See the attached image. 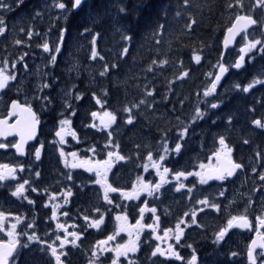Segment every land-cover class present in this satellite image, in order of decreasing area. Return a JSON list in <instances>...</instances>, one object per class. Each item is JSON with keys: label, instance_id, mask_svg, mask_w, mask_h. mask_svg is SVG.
Instances as JSON below:
<instances>
[{"label": "flooded vegetation", "instance_id": "1", "mask_svg": "<svg viewBox=\"0 0 264 264\" xmlns=\"http://www.w3.org/2000/svg\"><path fill=\"white\" fill-rule=\"evenodd\" d=\"M73 1L74 0H22V2H18V0H9L11 7H14L16 11L15 20L17 27H21L31 20H33V22L38 21L39 18L36 17V15L37 13L41 15V13L44 12V3L48 10L53 11L55 14L60 12V9L55 7V4L58 2L65 3L66 10L64 18H69L68 26L72 32V35L65 40L69 51L54 52V54L43 53L38 51V48H36L34 44L24 43L23 39H21L23 43L17 45L13 42L12 36L14 33H9L12 27L9 22L6 24L7 31L5 35L0 36V42L6 40L4 45L6 46L5 51L0 54V64L7 60L10 73L13 72V68L11 67L12 62H16L17 67L23 66V69L17 72L16 79L10 81L9 86L0 92V120L8 118L7 124H11L17 119H22L24 122L29 123L31 127L36 126L35 137L32 141L27 142L23 155H17L15 148L11 146L17 143V136H9L5 139H0V142L8 145L6 149H0V164H8L10 167L15 168L17 176L16 180L6 179L0 182V185H2L1 189L4 190L1 191L0 189V194L4 193L6 196L8 194L11 195L9 191L10 185L14 188L25 179L30 181L29 185H25L26 191L24 192V196L27 197V199L23 197L19 199L14 197V199L16 198L15 202H11L12 213L15 216L21 217V221L17 224L15 229L16 235L9 237L29 245L28 248H20L19 245L17 246L19 256L16 262L23 258L24 262L28 261L25 264H34L31 263L33 261L34 251L39 247L37 243L29 242L28 235L24 233H28L29 235L35 233L41 241H46L47 243H53L54 241L55 246L59 249L60 241L56 240L55 237L56 235H59L61 238L64 237V230L56 229V223H60L64 225V228H66L68 232L83 233L81 239L77 241V244L80 246L73 247L71 244H68L66 250L70 252V255L61 257V259L69 261L70 264H73L75 261H78L79 264H90L89 260L92 249L91 234L94 227H88L87 225L92 222L94 214L102 213L104 216L109 217L114 209H121V229L124 230L123 226H127L126 229L131 231H123L120 245H124L126 248L132 247L133 245L137 246V251L135 253L130 251L127 252L128 258L130 259L132 257L135 264H153V261H156L157 264H193V255L196 256L194 264H215L216 262L213 263L211 260L212 257L215 256L213 254L214 245L209 242L206 248L204 241L199 237H195V235H198L199 218L202 214L201 208L198 207L199 200L196 193L200 187L206 184H211V186L220 184L228 189V200H224L218 205L228 213L229 219L232 216L242 215V213H240L242 204L251 211L255 208L252 214H243L248 218V227H233L228 231L229 259L227 261H220L222 264H250L248 259L249 248L254 249V255L255 253H264V247H261V245H264V227H261L257 221L258 216L264 215V204L262 207H259L253 203L254 193L260 192L259 190L263 187L264 182L261 181L262 183L256 187L254 180L258 176V173L257 171L253 173L252 167L248 164V162L251 161L256 167L262 165V163L258 165L259 163L257 161L260 157H258L257 154L259 153L261 157H264V130L256 128L254 123L253 125L251 124V128L258 132H255L253 137L252 134L247 132L239 133V138L242 140L241 145H237L236 142H234L232 146H230L229 143L228 146L232 149L229 154L223 147L217 150H210L211 152L206 154L210 156L209 159L205 158L203 149L194 147V143H191V148H189L187 133V136H185L182 141H179L182 144L179 153L175 151L165 153L164 149L162 152L155 150L153 152V161L158 162L160 167L159 169L154 168L152 161V166L147 165V171H145V165H140L139 163L130 164L128 156L121 151L119 155L124 156L126 159L117 160L116 156L110 158V160L113 159L117 161L115 165L119 166L118 169H109L108 164L93 166L92 163H89L91 166L81 163L76 164L78 166L75 168L71 167L72 164H75L71 152H76L81 156L82 151H84L85 154L83 156H86L91 152L89 148L93 140L109 136L107 130L110 128L109 131L111 132L113 123L106 128L105 125H108L110 121L105 123L103 117L98 115L95 117L91 114L86 116H65L69 121L68 124L70 127L74 126L77 131L67 132L66 141H68V144L66 142L65 148H51V139L55 134L53 127H55L56 120L60 119V117L52 116L48 108L53 111V104L54 107L61 105L58 99V94H60L61 91H65V95L69 93V100H71L73 105L74 100L72 101L70 97L76 88L77 81L83 76L85 77V88L88 89L92 86L91 70L86 74V70L83 69L85 68L83 63L85 62L86 64L89 59H85L84 62L82 61L81 67L77 64L81 58L77 57L80 50L78 49L79 41L75 34L76 29L78 33V29L81 27L84 29V25L87 24V20H77V17H82L81 11L86 7L88 0L82 2V5L77 11H73ZM256 3L257 0H254L251 7L245 5L246 9H236L234 13L252 15L254 19L259 21V15L257 19L256 13H250V10L253 9ZM256 10H258V7L255 8V11ZM57 17L60 18V15L58 14ZM53 18L55 17L53 16ZM233 20L234 19H232V22ZM85 29L83 31V40L87 43L91 40V30L86 32ZM257 29L264 31V24L260 23L251 26L247 29V33L256 31ZM63 30L65 31V29ZM244 35L245 33L241 32L236 38L232 48L227 49L223 56L221 48L219 64L222 63L227 68V71L219 83H222L224 87H230L225 84L230 74L244 69V65L239 69L234 67L241 55H244V57L248 55L247 49L246 54L240 52V48L247 43V40L244 39ZM59 41L60 40H56V45L61 48ZM0 49L2 48L0 47ZM52 55L56 56L55 64L51 63ZM20 57H23V61L20 60ZM3 58L5 59L2 60ZM245 63L247 66V61H245ZM25 64L27 68H25ZM76 64L77 69L75 67ZM77 71H80L79 76H77ZM244 74H250L247 67L244 69L243 75ZM71 76L73 81L71 80ZM43 83H49L51 87L44 88L43 91H40L39 89ZM40 92L41 96H48L51 103L43 102V104H41V99L37 98L40 97ZM14 100L18 101L22 106L26 105L30 107L32 113L36 114L39 123L33 125L30 113L23 111L21 108H15L18 113H21L20 117L13 113L12 116H8L10 105H12ZM243 102L249 104L251 100L245 99ZM88 106H90L89 103ZM257 119L263 121L264 115L260 118L253 119V121ZM78 123H83V126L80 127ZM89 125H95V127ZM180 129H182V125H177L175 129H172L169 142H167L169 149L175 148L177 134ZM72 133H75V136H73ZM174 133H176L175 136H173ZM245 139H247L249 143L245 144ZM195 140H197V138H195ZM83 144L88 146L86 148H81ZM100 145H102V143ZM74 146L79 147L78 152L76 150L70 151L71 147ZM37 148L41 151L39 160L35 158V151ZM61 150L63 152L68 151L70 155L68 157L65 155L62 157L60 155ZM160 155H165L166 158L160 161ZM107 157H109L108 154H106V158ZM224 160L238 162L243 165V168L236 170V173L232 177L225 180L209 179L206 184L200 183V176H188L186 180L181 177L179 182L185 184L186 187L179 192L176 191L179 182L175 179V173L183 171L185 173H200L202 176L214 175L216 170L224 169V166L221 164ZM208 162L213 165L211 167L207 166ZM200 165H204V167L201 168ZM21 167L24 169L22 172L20 171ZM164 167L169 169V173H163ZM89 168L92 170H86ZM0 171H3L4 174L7 175L6 170L0 169ZM37 172L40 173L39 177L36 176ZM97 172H99L102 177L106 174L107 183L110 184V181L113 182L115 184L113 187L120 190L111 193L110 198L114 201V204L111 205V207L105 206V210L102 211H96L98 204L104 202L105 191V189L98 188V184L95 183V177L98 179ZM260 173H264V169H260ZM68 174H71V180L67 178ZM162 176L166 182L161 181ZM115 177H117L116 180L113 179ZM140 177H143V179ZM257 179L259 180V176ZM101 183L103 185L104 181L102 180ZM146 184L148 187L144 186ZM155 184H161L159 191L154 189ZM141 186L147 189L148 193L149 189H152V195H144L145 192L140 189ZM32 187L37 188L38 191L33 192L31 190ZM6 188L8 189L7 192ZM188 188H192L191 193H188ZM69 189H71L73 195L68 197L67 201H65L64 194ZM121 192L131 195L134 198L126 199L124 202L125 196H122ZM137 196L138 198H136ZM189 197H191V199ZM96 198H99L100 202L96 203ZM29 199L32 200L33 203L29 204ZM212 199V197H208V200ZM157 200H160V203ZM194 201L195 203L193 206H190ZM249 201L252 202V207H248L247 203ZM45 204L48 206L45 207ZM56 205H59V207L56 208V219L53 220L52 211L53 207ZM153 207L157 209L155 215L150 211ZM141 208L145 209L142 217L140 212ZM189 209H191L190 213H188ZM184 211L188 215L183 219L185 223L180 225L183 229V234L180 243L177 244L175 240V236L177 235L176 225L179 216L181 217L184 215ZM65 212L68 213L67 216L63 214ZM193 212H195V214L197 212L196 224L192 223ZM85 215L89 217L88 221H85L83 218ZM164 216L177 220L168 221ZM156 217H159V220H157ZM137 220H140V224H137ZM28 224H32L33 227L28 228ZM147 225H152V227L149 228ZM225 225L227 227V223ZM166 229H172V231L168 232L167 236L164 235ZM106 231L109 232L110 227H108ZM134 231H136L139 236L142 235V237H138L137 239ZM21 232H23V234H21ZM3 235H5L4 232L0 231V243H7ZM68 239L71 240L73 237L69 236ZM157 246L166 253L165 256H160L158 254L156 257L150 256L148 259L143 256L142 252H152ZM169 246L183 257V260L170 257V253H168ZM124 251L125 248H122L121 252ZM222 251H224V249H222ZM36 252L37 264H44V260L50 258L43 257V259H41L43 253ZM233 253H235V255H233ZM129 259H119V264H125ZM111 260L112 258L109 256L102 257L97 264H111ZM257 264H264V256L258 257Z\"/></svg>", "mask_w": 264, "mask_h": 264}, {"label": "rangeland", "instance_id": "2", "mask_svg": "<svg viewBox=\"0 0 264 264\" xmlns=\"http://www.w3.org/2000/svg\"><path fill=\"white\" fill-rule=\"evenodd\" d=\"M60 1V0H59ZM140 0H89L86 7H84L81 11L82 13V17H77V20H87V26L84 25V29H90L91 33V40H89L87 43L84 42L83 40V27H81L80 29H78V33H77V29H76V37L78 38V49L80 50V55L79 57L81 58V60L77 63L80 67H81V62L86 59H89V61L83 63V66H85L86 70V74L89 73V70L96 72H102L104 70V66L108 65V60L107 57H112L114 59V63L113 64H117L119 62V60H124L125 59V54L123 53V47L127 46L128 47V43L129 41H125L122 38V34L129 36L128 32H127V28L124 25L123 22V18L122 15H120L121 13L124 12H120V8L123 7L126 10L129 11H137L140 4H139ZM246 4L247 6L251 7L253 5V1L254 0H246ZM92 2L94 4V6L98 9L97 11H100L102 14L105 15V12L107 10V17H109L108 15H111V18H107L108 20H103L106 21V24L108 25V28L102 31H98V30H94V25H101L103 21L97 20V18H95V11L93 10L94 8L92 7ZM4 3L8 4L11 6L9 0H4ZM45 10L44 12L41 13V15L37 16L39 18L38 21H34L31 20L27 23H25L24 25H22L21 27H17L16 26V20H15V15H16V11L14 10V7H11V10H7L4 8H0V12L1 15L0 17H2L5 20V23L7 24V22L10 23V25H12V27L10 28V34L14 35L13 37V42L15 43L16 40H24V43H28V44H34V46L36 48H38V51L43 52V53H48V54H54L55 52V48L57 47L56 45V40H59V37L61 35V30L65 29L64 31V41L61 44L59 41V45L61 46V50L60 51H69L67 49V45L65 43L66 38H68L70 35H72L70 27L68 26V21L69 18H64L65 17V10H61L58 13L60 15V18L57 17L58 14H55L53 11H49L47 6L45 5ZM234 6V5H233ZM133 8V9H132ZM249 10V9H248ZM180 12V10L175 9L174 11H172L169 15H165L166 19H169L168 25L165 26V28L163 29V33L164 36L167 38L164 41V45H167L168 42V38H172L173 34L175 33L173 30L177 28V23L179 22V20H182V16H177V12ZM110 13V14H108ZM250 13H256L257 15V19H258V15H259V21L261 22V24H264V8H259L256 11H252V9L250 10ZM53 16L55 18H53ZM76 19V18H75ZM104 24V23H103ZM20 25V24H18ZM80 25H81V21H80ZM75 26V25H74ZM127 26V25H126ZM129 27V25H128ZM143 27H138V28H134V29H140ZM21 29H24L25 31H21ZM146 29V28H144ZM31 30L33 32V35L31 37V39L28 38L27 36V31ZM49 30V31H48ZM186 33V32H185ZM144 34L146 36V42L151 41L152 40V30H144ZM187 34V33H186ZM96 37V49L98 52V56L95 60H93L91 58V49H92V39L93 37ZM264 38V31L262 30H256V31H252L249 33L248 36V40L247 43L249 41H254L257 39H262ZM44 42H48L49 46H50V52H44L43 48H42V44ZM146 42H143V45L146 46ZM99 43H104V47L101 50L98 47ZM6 46H1V48H5ZM128 49H130L128 47ZM260 49V45L257 46V49L252 50L251 52L247 51L248 55H245L244 57V61H243V68L245 69L246 67L249 69L250 74H244V69L237 71V72H231L232 74H230L229 76L231 77V79L229 81H226L225 84L230 86V87H224L222 86V83H218L216 86V89L214 92H212L209 96L205 97L204 96V91L206 89L211 88L212 82L214 81V76L219 68V61L218 64H214L213 65V70L211 72H209L208 74L205 75V79L207 80V83L205 85V87L203 89H200L199 87V91L196 92L194 94V101L192 102V104L190 106L187 107L184 105V103L182 104L180 109H176V111L173 112L171 114H168V123H167V127L169 129V134L171 133L172 129H175L177 125H182V128H184L185 126H189V130H188V143H189V148H191L190 144L194 143V147H200L201 149H203V153L205 154V158L209 159L210 156H207L206 154L210 153V150H217V149H221L222 146L219 144L218 140L220 136H224L227 145L232 146V144L234 142H236L237 145H241V138H239V133H250L252 134V137L254 136L255 131L251 128V124L253 125V119L255 118H260L264 115V82L262 83H255L254 81L256 80H260V81H264V51L259 50ZM1 54V53H0ZM78 57V58H79ZM101 57H103V59H101ZM139 50H137L135 53H132V55L130 56V58L128 59L127 62L131 61V63L133 64L134 62H138L139 59ZM5 58H3L2 60H4ZM219 60V59H218ZM245 61H247V66ZM77 64H76V69H77ZM241 66V67H242ZM0 69H4L5 74H10L9 72V65L7 66V68H5L4 63L0 64ZM21 69H23V66H19L15 69H13V72H15V74L17 75V72H20ZM111 70L113 72H111ZM119 72L122 73V75H125L127 72V69L125 68L124 63L122 64V68L120 69H110L107 74H112L114 72ZM12 73V72H11ZM75 73V72H74ZM73 75V73H72ZM80 75V71H77V76ZM183 76V75H182ZM110 80L112 81V83H115L116 86L123 88L126 84H128V80L127 77L125 76V80H121L122 77H109ZM183 79V78H182ZM181 79V80H182ZM71 80H72V76H71ZM180 78H177L176 80L172 81L165 92V95H168L172 92L173 89V85L175 81H179ZM73 81V80H72ZM250 84H254V86H252L249 90V92L244 93L243 91L240 90V88L242 87H248ZM145 83L142 82L141 86H143V90L145 92H147V89L145 87ZM237 85H239L240 87L238 88ZM78 88L76 87L74 89V91L72 92V96L70 97L73 101V105L71 103V100H69V93H67L65 95V91H61L60 94H58V99L60 101L61 106H56L54 107V104L52 106L53 111L50 110V108H48L49 112L51 113V115L53 116H59L60 119L56 120L55 123V127H53L55 133L57 131L61 132V135L63 136L65 143L64 144H60L59 143V139L60 137H57L55 134L53 136V138L51 139V148H65V144L68 141H66L67 139V132H71V131H77L74 126L70 127L69 124L66 125H61L60 124V120L62 119H66L65 116H72V115H76V116H86L88 114H91L92 112H94L92 110V108H90V106H86V101L85 98L87 96V94H85V96L83 95L82 91L81 92H76ZM86 92V91H85ZM87 93V92H86ZM41 96V92L39 93ZM239 95L238 99L235 97V95ZM64 95H65V99H64ZM76 96H80V99H76ZM234 96V97H232ZM50 99V98H49ZM245 99H250L251 102H249V104H246L243 102V100ZM210 102H214L217 103L219 106L215 109L211 108L210 106ZM41 104H43L42 101H40ZM253 103V105H252ZM236 104H239L241 107H244L243 112L244 113H251L253 111V109L256 112V115H261L260 117H253V116H248L249 114L243 115L240 114L239 115H235V110L234 107ZM68 105H70V107H68ZM184 107V108H183ZM199 107V109L205 113L204 117L202 119H196L195 122H193V117L195 116V110L196 108ZM79 112V115H77V113ZM104 112L105 111H98L96 113H98V116L100 117H105L104 116ZM63 113V115H62ZM74 113V114H73ZM188 117V118H187ZM231 117L232 118V122H234V126L231 125V131L235 130L234 134L231 137H226L225 135L222 134V128L221 126L218 129H213L211 127V124L213 123V121L216 122L217 119H222V120H226L228 122V118ZM245 117V118H242ZM69 118V117H68ZM153 119H156L155 116H152ZM179 118V119H177ZM182 119V120H181ZM242 119V120H241ZM237 120V121H236ZM238 121H242L243 123L240 124V126L238 125ZM114 124V123H113ZM78 125L80 127L83 126V123H78ZM113 127V126H112ZM110 128L107 130L108 134L110 133ZM194 134L197 137V140H195ZM166 135L167 132H166ZM176 133L173 134V136H175ZM187 136V135H186ZM104 143L102 145H98V144H94L91 143V147L89 148L91 150V152H89L86 156H83L85 154L84 151H82V155L79 156L78 153H76V156L74 157V163L75 164H87V166H91L89 163H92L93 166L95 165H105V164H110L111 168L114 169H118L119 166H116L115 163L117 162L116 160H110L109 157L106 158V154H108V151H112L114 153H118L120 154V150L116 149L117 146L115 144L112 143V140H110V138H103ZM167 142H169V138L167 140ZM111 144V147H106V145ZM88 145L83 144L81 148H86ZM229 147V146H228ZM92 149H95V151H92ZM76 150L77 152L79 151V147H71L70 151ZM163 149H159L158 152H162ZM65 156L68 157L70 154L68 153V151H65ZM73 153V152H71ZM164 153V152H163ZM229 154V153H228ZM128 155V154H127ZM131 160V157L128 156ZM61 158V156H60ZM145 165L148 166H152V161L147 159V155L145 157ZM84 161H87V163H83ZM108 163H105V162ZM253 162V159H252ZM260 165L262 163V165H260V167H256L253 163H251V161L248 162L249 166L253 168H255L257 170V173H260V169H264V160L259 159L257 161ZM114 163V164H113ZM215 164V163H214ZM213 164H211L210 162L207 163V166H212ZM94 175V174H93ZM95 176V175H94ZM259 176V175H258ZM258 176L256 177L255 181V185L256 187H258V185L260 183H262L260 180H258ZM141 179H143V177H140ZM95 179L97 180V178L95 177ZM114 180L117 179V177L113 178ZM93 180V178H92ZM97 184V183H96ZM110 184L113 186L115 185L113 182L110 181ZM0 185V189H1ZM13 187V186H12ZM10 185L9 191L10 193L12 191L15 190L16 187L12 188ZM98 188L100 189H104V187H102V183L98 184ZM140 189L142 191H144V195L147 196L148 191L147 189H145L144 187H140ZM227 188L223 187L220 184H214V186H211V184H206L202 187H200L197 191V195H198V200L200 201L201 199H205L208 197H212V200H209V206L206 205H202L198 202V207L203 209L202 214L200 215L199 218V228H198V235H195V237H199L204 241L205 247H208V243L211 242L212 245H214L213 247V254L215 255L214 257H212V262L215 264H222L220 260L223 261H227L229 259L228 256V251H229V232L227 233V235L224 237V239L220 242H215L216 240V233L221 229L226 227V223L229 220V215L228 213L222 208L219 207V210L213 209L212 207H210L211 204H219L220 202L222 203V201L224 200H228V192H227ZM1 191H4L3 189H1ZM8 191V189L6 188V192ZM260 192H256L254 193L253 196V203H255L256 206L262 207L264 204V184L263 187L259 190ZM223 192L224 195L220 196L219 193ZM260 194V195H259ZM0 211H3L6 214V219L2 222L3 227L5 228L4 232L5 236L4 239L9 242L12 238L9 237V235H7V232L10 230L9 226L12 224L11 222H16V217L13 213H12V204L11 202H15V198L8 194L6 196V194L1 193L0 194ZM109 197L111 195V193H108ZM226 196V197H225ZM225 198V199H224ZM111 199V198H110ZM127 198H124V202ZM158 199V198H156ZM104 200V199H103ZM244 200V199H243ZM96 203L100 202L99 198H96ZM158 201V200H157ZM105 202V200H104ZM99 203L98 204V209L99 211L105 210V206L107 207H111V205L113 204H108V203ZM160 203V200L158 201ZM227 202V201H226ZM195 203V201L190 204V206H193V204ZM249 204V202L247 203V205ZM160 206V204H159ZM247 207H245L244 204H242V209L240 211V213L242 214H246V213H253L255 211V208H253V210L251 211L250 209L247 208V212H245V209ZM110 209V208H108ZM187 212V211H186ZM191 212V209L188 210V213ZM197 214V212H196ZM120 216V219L118 220L116 217ZM101 217H103V222L100 223L99 227L93 228L92 231V249H91V256H90V260L92 262V264H97L99 262V260L102 257H111L112 259L115 258L116 256V248L118 245H120L121 242V238H122V233L124 232H130L131 230H127L126 227L127 226H123L124 230L121 229V221H122V212L121 209H114L112 211L111 216L109 215V217L104 216V214L99 213V214H94V216L92 217V221L94 220H98ZM186 215H185V211H184V215L183 216H179L178 218V222L181 219H185ZM20 221H21V217ZM164 218H166L168 221H175L177 219H170L164 216ZM231 219V218H230ZM201 223V224H200ZM110 227V232L107 233L106 229ZM21 234H23V232H21ZM134 234L136 235V238L138 239V237H142V235H138L136 231H134ZM141 234V233H140ZM113 236L114 239L109 241L107 245H102L99 244V241L102 240H107L108 236ZM125 236V234H124ZM123 236V237H124ZM123 242V239H122ZM151 242V241H150ZM152 243V242H151ZM105 247H108L111 249V251H103V249ZM222 249H224V251H222ZM95 250L97 252V257H99V259H97V257H93L92 256V251ZM207 250V249H206ZM152 252H142L143 256L146 257V259H148L151 256ZM125 259V257L123 255L120 256L119 259ZM33 261L31 263L37 264L36 260H37V252L34 251V256H33ZM23 260V261H22ZM130 260L133 261V258L131 257ZM28 262V261H27ZM27 262H24V259L22 258L20 261H17L16 264H25ZM53 264H55V262H53ZM124 264V263H123ZM125 264H129V261ZM135 264V263H134Z\"/></svg>", "mask_w": 264, "mask_h": 264}, {"label": "trees", "instance_id": "3", "mask_svg": "<svg viewBox=\"0 0 264 264\" xmlns=\"http://www.w3.org/2000/svg\"><path fill=\"white\" fill-rule=\"evenodd\" d=\"M246 2V0H242L243 9H246ZM229 3L234 6L229 8ZM139 4L137 11L126 10L120 14L131 37L128 43L130 49L125 59L119 60L116 64L117 67L112 68L114 59L107 57L110 69H120L124 63L127 69L126 74L122 75L116 71L111 75L101 76L100 72L92 71L91 87L85 88L84 76L76 83L78 88L76 92L82 91L84 96L87 94L86 106L89 103L94 112L105 111L117 117L111 130V137H101L93 140V143L100 146L101 143H104L105 139L103 138H110L113 144L118 145L116 149L131 157L130 164H143L149 151L153 153L155 150L163 149L165 140L167 141L171 135L167 127L168 114H171L172 110L174 112L176 109H180L183 103L185 106L187 104V107L190 106L199 87L203 89L207 83L205 75L211 72L213 65L219 61L223 34L236 15L235 10L241 9L236 0H192L191 6L186 10L183 0H140ZM92 7L97 20L103 21L111 18V15L107 17V10L105 15L97 11L93 2ZM175 9L180 10L182 20L177 23V28L173 30L175 33L172 38H168L167 45H164L167 38L161 29L162 42L157 44L153 38L154 30L158 28L159 24L167 26L169 19H166L165 15H169ZM191 18H195L196 23L189 34L184 26L186 23H191ZM138 27L143 28L134 29ZM93 28L102 31L107 29L108 25L106 21H103L99 27L94 25ZM144 30H152L151 41L146 42ZM144 41L146 46L143 45ZM104 46V43L98 44L101 50ZM137 50H139L140 56L138 62L133 64L131 61L127 62L132 53ZM194 55L201 57L199 63L193 59ZM153 59L167 60L168 63L162 68L153 66L155 71L148 72L146 69L152 64ZM111 72L113 71L111 70ZM184 72H187L188 75L184 76L182 80L175 81L172 84V92L165 95L168 85L181 77ZM108 75L111 78L122 77L121 80H125L126 76L129 83L120 88L112 83ZM142 82L146 84L147 91L153 92L152 96H147V92L141 86ZM96 98L100 99L101 104L96 103ZM141 99L150 102L151 107L140 105L139 109L133 108L131 114L135 117L134 122L128 124L126 120L129 113L124 112V107L138 104ZM243 109L244 107L236 104L234 114L237 116L241 112L243 115L261 116L256 115L254 109L251 113H244ZM152 116H155L156 119H153ZM237 123V126H240L243 122L238 121ZM231 125L234 126V122ZM231 125L226 120L217 119L211 127L216 130L221 126L222 134L228 138L235 132V130L231 131ZM138 145L139 147H137ZM73 264L79 263L75 261Z\"/></svg>", "mask_w": 264, "mask_h": 264}, {"label": "snow or ice", "instance_id": "4", "mask_svg": "<svg viewBox=\"0 0 264 264\" xmlns=\"http://www.w3.org/2000/svg\"><path fill=\"white\" fill-rule=\"evenodd\" d=\"M18 2H22V0H18ZM82 2H83V0H74L73 9L79 8L82 5ZM191 3H192V0H183V6H184L185 10L188 7L191 6ZM236 3L238 5H240L241 9L243 10L242 0H236ZM55 7L59 8L61 10H66V5L63 2L56 3ZM228 7L232 8L233 4L229 3ZM257 7L264 8V0H257V3L253 7L252 11L254 12L255 8H257ZM0 8L11 10V6L6 4V3H4V0H0ZM120 12H126V9L121 7L120 8ZM39 15L40 14L37 13V16H39ZM180 15H181V12L178 11L177 12V16H180ZM195 23H196L195 18H191V23H186L185 24L184 27L188 30L189 34L192 31L193 25ZM260 23L261 22L256 20V19H254L252 15H240V14H237L236 17H235V22L232 24L231 27H229L227 29V32L230 34V38H232V39H235V37L237 35H239L241 32H244L245 33L244 39L248 40L249 33H247V29L250 26L258 25ZM164 28H165L164 24H159L158 28L156 30H154V32H153V38H155V42L157 44H160L162 42V33H161L160 30L164 29ZM6 31H7V26H6L5 20L2 17H0V36H4ZM21 31H25V30L21 29ZM85 31L86 32L90 31V29H85ZM32 35H33V32L31 30H28L27 31V36H28L29 39H31ZM158 37H160V38H158ZM122 38L125 41H130L131 40L130 36H127V35H124V34H122ZM59 40H60V43L62 44L63 41H64V30H61V35L59 37ZM15 43L17 45H19V44L23 43V41L16 40ZM91 43H92L91 58L93 60H95L97 58V56L99 55L98 52H97V49H96V37L95 36L93 37ZM258 45H260V49L259 50L264 51V38L257 39V40H254V41H249L243 47L240 48V52L246 54V49H247L248 52H251L252 50L257 49ZM225 46H227V38L225 40ZM42 48H43L44 52H50V46H49L48 42H44L42 44ZM60 50L61 49H60L59 46H57L55 48V52H57V53L60 52ZM128 52H129L128 47L124 46L123 47V53L126 55ZM101 59H103V57H101ZM193 59L197 63H199L201 57L199 55H194ZM20 60L23 61V57H20ZM243 61H244V55H241L239 57V59L236 61L234 67L239 69L242 66V62ZM55 62H56V56L52 55L51 56V63L55 64ZM3 63H4L5 68H7L8 61L5 60V61H3ZM167 63H168L167 60L157 61L156 59H153L152 64H150L148 66L146 71L154 72L155 68L153 66L162 68ZM11 67L13 69H15L16 68V62H12ZM111 67L112 68H116L117 65L116 64H112ZM25 68H27L26 64H25ZM219 70H220V74H217L215 76V80L212 82L211 88L206 89L204 91V96L205 97L209 96L212 92L215 91L217 84L221 80L223 73L227 71V68L222 63H220L219 64ZM108 71H109V66L105 65L104 66V70L102 72H100V75L101 76H105L108 73ZM187 75H188V73L184 72L183 76L178 77V78L182 79L184 76H187ZM15 79H16L15 72H12L10 74H5L4 69H0V92H2L5 88H7L9 86V82L10 81H13ZM262 82H264V81L256 80V81H254V84L255 83H262ZM254 84H250L248 87H242V88H240V90L243 91L244 93H247V92H249L250 88L252 86H254ZM49 87H51V85L49 83H43L39 90L43 91L44 88H49ZM145 87H147V86H145ZM237 87L239 88L240 86L237 85ZM146 94H147V96H152L153 92L152 91H147ZM37 98L41 99L42 102L51 103V100L46 95L45 96H40V97H37ZM94 98H95V96H94ZM76 99H80V96H76ZM96 103L97 104H101L100 99L96 98ZM140 105H147L148 107H151L150 102H148L147 100H144V99H141L138 104L131 105V107H129L127 105L124 107V112L129 113V115L127 117V120H126V122L128 124H132L134 122V118L135 117L131 114L132 113V109L133 108L139 109ZM210 106H211V108L215 109L219 105L217 103L210 102ZM68 107H70V105H68ZM12 108H14V109L15 108H21L23 111H27L28 113H30L31 122H32L33 125L39 123V120L37 119L36 114L32 113L30 107H28L26 105L22 106L18 101L14 100L12 102ZM62 115H63V113H62ZM91 115L93 117H95V116H97V113L96 112H92ZM204 115H205V113L202 112L199 109V107H197L196 110H195V116L193 117V122H195L196 119H202L204 117ZM104 116L108 117L109 121H110V123L108 125H105L106 128L109 127L111 123H114L116 121V119H117V117L115 115H113V114H111L109 112H104ZM177 119H179V118H177ZM0 123H4V121H0ZM68 123H69V121L67 119L60 120V124L61 125H66ZM213 123H215V121H213ZM231 123H232V118L229 117L228 118V124L231 125ZM253 123H254L256 128L264 130V121H261V120L257 119V120H254ZM89 126L95 127V125H89ZM188 130H189V126H185L184 128H182V129H180L178 131L177 143L175 144V148L174 149H169L168 148V143L165 140L164 145H163L164 152L168 153L169 151H175L176 153H179L180 150H181V147H182V144L179 141H182L184 139V137L188 133ZM0 134H3V133H0ZM33 135H34V133L32 131H29L28 138L29 139L32 138ZM55 135L57 137H60V139H59V143L60 144H64L65 143V140H64L63 136L61 135L60 131H57L55 133ZM72 135L75 136V133H72ZM111 135H112V133L110 132L109 133V137H111ZM24 142H26V140L22 137L21 143H17V144L11 145V146L15 147L17 149V152L20 153L21 155H23L22 143H24ZM218 142L224 149L227 150L228 153H231L232 149L230 147H228L224 136H220ZM244 143L247 144V143H249V141L247 139H245ZM7 147H8V145L0 142V149H6ZM106 147H111V144L106 145ZM117 147H118V145H117ZM137 147H139V145ZM92 151H95V149H92ZM40 155H41V151H40L39 148H37L36 151H35V158L37 160H39L40 159ZM60 155L63 157L65 155V153L61 150ZM71 155L72 156H76V153L73 152V153H71ZM257 155H258V157H260V159L264 160V157H261L259 153ZM108 156H109V158H111L113 156H116L117 160L126 159L124 156L119 155L118 153H114L112 151H108ZM165 158H166L165 155H160L159 160L163 161ZM147 159L150 160V161H153V153L151 151L148 152ZM83 163H87V161H84ZM105 163H108V162L106 161ZM229 163H230V167L229 168L218 169V170H216L214 175L202 176L200 173H196V172L185 173V172L181 171V172H177V173L174 174L175 175V179L179 182L181 177H183L186 180L188 178V176L196 175V176H200V183L201 184H206L209 179L225 180V179H227L229 177H232L236 173V170H240V169L243 168V165L238 163V162H232L230 160ZM77 166L78 165H76V164H72L71 165L72 168H75ZM108 167L110 169L111 165L109 164ZM153 167L159 169L160 164L158 162H156V161H153ZM200 167L203 168L204 165H200ZM144 168H145V171H147V165H145ZM0 169L6 170V172H7V175H5L3 171H0V182L5 181L6 179H11V180H16L17 179L16 169L15 168L10 167L8 164H0ZM86 170L91 171L92 169L89 168V169H86ZM20 171L21 172L24 171L23 167L20 168ZM252 171H253V173H256L257 170L255 168H253ZM163 173H165V174L169 173V169L167 167H164L163 168ZM258 175H259V180L264 182V173H259ZM36 176L39 177L40 173L37 172ZM97 177H98V179L95 181V183L101 184V181L102 180L104 181V184L102 185V187H104V189H105V191H104V200H105V202H107L108 204H113L114 201L112 199H110L108 193H115V192L120 191V190L118 188H116V187H113L111 184L107 183L106 174L102 177L101 174L99 172H97ZM67 178L69 180H71L72 179L71 174H68ZM161 181L162 182H166V181H164V177L163 176L161 177ZM29 184H30V181L25 179L22 183H19L16 186L15 190L11 192V195L13 197H17L18 199L21 198V197H23L24 199H27V197L24 196V192L26 191L25 185H29ZM144 186L148 187L147 184L144 185ZM160 187H161V184H155L154 185V189L156 191H159ZM185 187H186L185 184H183L182 182H179L178 186L176 187V191L179 192L181 189H183ZM31 190L33 192H37L38 191L37 188H35V187H32ZM187 191H188V193H191L192 192V188H188ZM148 194L152 195V189H149V193ZM72 195H73V193H72L71 189H69L64 194L65 201H67L68 197H70ZM121 195L125 196V198H127V199L134 198L133 196L128 195V194H126L124 192H121ZM219 195L223 196L224 193L220 192ZM136 198H138V196ZM189 198L191 199V197H189ZM28 203L31 204V203H33V201L29 199ZM199 203L202 204V205L209 206V200L207 198L201 199L199 201ZM47 206L48 205L45 204V207H47ZM57 207H59V205H56L55 207H53V211H52V219L53 220L56 219V208ZM210 207H212L213 209L219 210V205H217V204H211ZM248 207H252V202L251 201H249ZM96 211H99V209L97 208ZM144 211H145L144 208L140 209L141 217L143 216ZM150 211L155 215L157 209L155 207H153V208L150 209ZM201 211H203V209H201ZM245 212H247V208L245 209ZM63 214L65 216L68 215L67 212H65ZM185 215H188V214L185 213ZM83 218L85 219V221L89 220V217L87 215H85ZM116 218L119 220L120 216H117ZM5 219H6V214L3 211H0V231H5V228L3 227V224H2V222ZM15 219H16V223H12L9 226L10 230L7 232V235H9L10 237H13V236L16 235L15 229L17 227V224L20 222V218L19 217H16ZM156 219L159 220V217H156ZM257 221H258V223H259V225L261 227H264V215L258 216L257 217ZM102 222H103V217H101L98 220L92 221L87 226L88 227H96V228H98L100 223H102ZM234 222H236V223H234ZM183 223H185V221L183 219H181L176 225L177 235L175 236V240H176L177 244L180 243L181 236L183 234V229L180 227V225L183 224ZM192 223L193 224L197 223L195 212L192 213ZM137 224H140V220H137ZM248 226H249V221H248V218H247L246 215L242 214V215H239V216H232L231 219H229L228 222H227V227L221 228L216 233L215 242L218 243V242L222 241L224 239V237L227 235L228 231L231 228H233V227L244 228V227H248ZM27 227L28 228H32L33 225L32 224H28ZM142 227H143V225H142ZM147 227L151 228L152 225H147ZM56 229H58V230L59 229H63L64 230V237L63 238H61L59 235H56V237H55L56 240L60 241L59 249L55 246V242L54 241H53V243H47L46 241H41L40 238L35 235V233H33L31 235H29L28 233H24V234L28 235L29 242H35V243H37L39 245V247L37 249H35V251L43 253V256L41 257V259H43V257H50L49 259L44 260V264H53V261L55 262V264H70L69 261L62 260L61 257H67V256L70 255V252L66 250V246L68 244H71L73 247H79L80 246V245L77 244V241L81 239V236H82L83 233L68 232L67 229L64 228V225H62L60 223H56ZM169 231H172V229H166L164 231V235L167 236ZM69 236L73 237V239L69 240L68 239ZM113 239H114V237L110 235V236L107 237V240H102V241H99L98 243L102 244V245H107L108 242L113 240ZM18 245H19L20 248H28L29 247V245L27 243H22V242H20V241H18L16 239H11L7 243H0V264H16V259L19 256V251H18V247H17ZM189 247H190V245H189ZM261 247H264V245H261ZM122 248H125L124 252H121ZM103 251L107 252V251H111V249L108 248V247H105L103 249ZM115 251H116V256H115V258H113L111 260V264H119V258H120L121 255H123L125 257V259H129L128 256H127V252L130 251V252L135 253L137 251V246L133 245L132 247L126 248V246H124V245H118ZM168 253H170V257H174L177 260H183V257H181L176 251H174L171 246H169ZM158 254L160 256H165L166 255V253L163 250H161L159 246H157L152 251L151 256L152 257H156ZM233 255H235V253H233ZM92 256L93 257H97V252L95 250L92 251ZM259 256H264V253H255V255H254V249L249 248L248 259H249L250 264H257V259H258ZM97 259H99V257H97ZM195 260H196V256L193 255L192 256L193 264H194ZM90 264H92L91 261H90ZM129 264H134V261L129 259ZM153 264H157V262L153 261Z\"/></svg>", "mask_w": 264, "mask_h": 264}, {"label": "water", "instance_id": "5", "mask_svg": "<svg viewBox=\"0 0 264 264\" xmlns=\"http://www.w3.org/2000/svg\"><path fill=\"white\" fill-rule=\"evenodd\" d=\"M73 3H74V1H73ZM76 10H78V8L73 9V11H76ZM234 22H235V19L233 20V22L231 23V25L229 27H231ZM227 29H226V31L224 33V36H223V39L221 41L222 56L224 55V53H225V51L227 49L232 48V46L234 45V42H235L236 38L238 37V35H237L235 37V39L230 38V34L227 32ZM226 38H227V46H225V40H226ZM217 74H220V70L219 69L217 71ZM224 74H225V72L223 73L222 78H223ZM12 113L14 115H18V117L21 116V113H18L16 111V109L12 108V105H10V111H9V115L8 116H12ZM7 119L8 118L3 119V120H0V121H4V123H0V133H3V134H0V139H5V138H7L9 136H17L18 137L17 143H21V140H22V137H23L26 140V142L22 143V151H24V148H25L27 142L32 141L33 138L35 137V134H36V126L31 127V125H29V123L24 122L22 119H17L15 122H13L11 124H7V122H8ZM107 121H109V119L108 118H104V122H107ZM29 130L34 133V135L32 136V138H30V139L28 138ZM15 151H16V154L17 155H20V153L17 152V149L16 148H15ZM221 164H222V166H224V169L230 167L229 160H224L223 163H221Z\"/></svg>", "mask_w": 264, "mask_h": 264}, {"label": "bare ground", "instance_id": "6", "mask_svg": "<svg viewBox=\"0 0 264 264\" xmlns=\"http://www.w3.org/2000/svg\"><path fill=\"white\" fill-rule=\"evenodd\" d=\"M237 15V14H236ZM236 15L233 17V19H235V17H236ZM49 31V30H48ZM225 33V32H224ZM223 36H224V34H223ZM223 38V37H222ZM5 42H6V40H3V41H1L0 42V47L1 46H4L5 45ZM2 49H3V51H2ZM1 50H0V53H4V51H5V48H2ZM81 53H79L78 52V54H77V57H79V55H80ZM218 64V63H217ZM90 71V70H89ZM91 75H92V70H91ZM231 79V77L229 76V79L227 80V81H229ZM92 80V79H91ZM206 85V84H205ZM205 87V86H204ZM203 87V88H204ZM238 94L237 95H235V97L238 99ZM232 97H234V96H232ZM61 106V105H60ZM103 118H108V117H103ZM109 119V118H108ZM214 123H212L211 125H213ZM194 137L195 138H197V137H199V136H196L195 134H194Z\"/></svg>", "mask_w": 264, "mask_h": 264}]
</instances>
